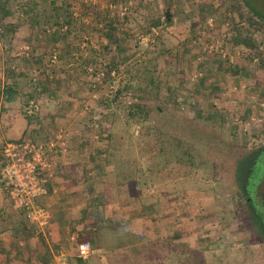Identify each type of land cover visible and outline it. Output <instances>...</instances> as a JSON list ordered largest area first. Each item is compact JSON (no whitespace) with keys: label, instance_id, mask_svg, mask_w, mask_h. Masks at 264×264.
Segmentation results:
<instances>
[{"label":"rangeland","instance_id":"obj_1","mask_svg":"<svg viewBox=\"0 0 264 264\" xmlns=\"http://www.w3.org/2000/svg\"><path fill=\"white\" fill-rule=\"evenodd\" d=\"M137 2L140 4L136 7ZM120 3L129 9L128 14L120 16L116 8L121 23L138 29L121 40L117 53L112 44L105 50V59L99 58L98 67L109 68L111 57L116 56L118 76H107L98 87L85 82L81 89L86 87L87 95L96 92L99 100L91 113L81 110L79 119L89 124L96 117L101 141L106 145L104 163L108 172L119 184L134 187L144 204L164 201L190 213L197 211L193 214L197 219L191 223L196 228L191 234L196 233L199 251L181 247L173 254L176 260L167 264H251L252 249L244 244L234 207L214 179L203 148L214 132L243 135L264 129V106L259 104L264 103V54L257 63L250 53L230 63L220 52L201 53L195 39L204 32L206 41L220 42L231 55L239 45L238 39L250 52L259 53L258 46L264 48V30L249 25L236 0ZM166 8L171 9L174 24L160 27L158 35H150L148 42L141 41V36L149 35L153 22L163 24ZM131 19L138 21L140 27ZM233 31L238 35L222 37V33ZM85 41L92 44L91 39ZM211 83L222 86L212 90ZM112 90L119 91L117 98L115 94L111 97ZM146 110L149 114L143 119ZM130 111L138 113L132 116ZM252 117L261 122H252ZM244 126L248 130H243ZM84 131L88 143L94 142L89 126ZM216 251H222L225 257L229 253L230 261L225 258L222 263Z\"/></svg>","mask_w":264,"mask_h":264},{"label":"crops","instance_id":"obj_2","mask_svg":"<svg viewBox=\"0 0 264 264\" xmlns=\"http://www.w3.org/2000/svg\"><path fill=\"white\" fill-rule=\"evenodd\" d=\"M115 1L0 0V161L6 142L40 136L47 140L59 126L66 127L68 142L65 151L55 146L46 154L56 166L38 199L49 211L46 226L13 210L0 185V264H42L43 254L32 250L46 247L52 256L48 264H60L61 255L69 256L82 240L93 247L88 264H167L176 260L173 254L181 247L199 251L196 233L191 234L197 211L164 201L144 204L134 187L119 184L108 172L105 146L85 138L89 124L79 114L90 94L81 89L85 82L91 85L88 70L99 66L112 44L117 53L121 40L138 29L121 23L116 8L122 0ZM16 5L21 16L15 14ZM85 39L92 44L82 47ZM54 49L58 59L50 63ZM33 71L39 72L36 83L31 81ZM31 99L40 104L33 117L25 108ZM216 257L230 261L229 253L225 257L216 251Z\"/></svg>","mask_w":264,"mask_h":264},{"label":"built area","instance_id":"obj_3","mask_svg":"<svg viewBox=\"0 0 264 264\" xmlns=\"http://www.w3.org/2000/svg\"><path fill=\"white\" fill-rule=\"evenodd\" d=\"M73 1V0H71ZM82 2H89L90 0H79ZM117 10L120 16L128 14V6L124 3H120L117 6ZM15 14L21 16L22 13L19 10V6L16 5ZM163 24L152 25L149 27V35H143L141 37L143 42H148L150 35H158V30L162 26L168 25L165 21V17L161 18ZM240 24H245L241 22ZM229 29L230 23L225 24ZM209 26H213V19L209 20ZM1 31V25H0ZM236 32H224L222 37H235ZM195 43L200 45L201 53L211 55L213 52H220L223 59L228 60L230 63H234L235 59L245 58L249 53L254 63L260 62L261 56L264 54L263 46H258L260 52L254 53L249 51V47L244 44H239L235 47L233 54H229L222 44L219 42L213 43L212 41H206L204 32L199 33L196 36ZM88 43L84 40L82 47H87ZM262 54V55H261ZM58 59V52L54 49L49 57L50 63H56ZM117 69H110L108 67H90L89 77L93 87H98L100 83L105 81L107 76L114 79L118 76ZM39 72L33 71L31 75V81L36 83L38 81ZM201 76V74H200ZM236 88V87H234ZM113 96L117 94V91L112 90ZM111 98V99H112ZM98 96L96 92H91L88 99L85 101L82 110L85 114L91 113V110L95 107V103H98ZM260 106H264L263 102L259 103ZM26 113L29 116H37L40 111V104L37 99H31L27 102ZM252 122H261V119H255L252 117ZM250 124V123H249ZM89 126L92 129V140L100 147L106 146L101 141L100 125L96 121V117L93 116ZM243 130H248L245 126ZM67 129L64 126H59L52 137L43 139L41 136L30 140H24L20 142L8 141L4 144L2 149V159L0 161V184L3 190L6 192L8 200L13 210L21 214L27 221L35 223L39 226H46L49 220V211L44 205L38 202V199L46 193V187L44 185L46 177H52L55 171V162L46 157L47 152L55 146L60 147L61 150L67 149ZM92 252V246L89 241H83L78 245V256L87 259ZM60 264H67L66 255L62 254L60 258Z\"/></svg>","mask_w":264,"mask_h":264},{"label":"flooded vegetation","instance_id":"obj_4","mask_svg":"<svg viewBox=\"0 0 264 264\" xmlns=\"http://www.w3.org/2000/svg\"><path fill=\"white\" fill-rule=\"evenodd\" d=\"M236 1L245 17L264 30V0ZM203 150L234 207L244 244L252 249L251 264H264V129L243 135L214 132Z\"/></svg>","mask_w":264,"mask_h":264},{"label":"trees","instance_id":"obj_5","mask_svg":"<svg viewBox=\"0 0 264 264\" xmlns=\"http://www.w3.org/2000/svg\"><path fill=\"white\" fill-rule=\"evenodd\" d=\"M119 0H116L115 2H118ZM164 17H165V21H166V23L169 25V26H172L173 24H174V20H173V13H172V11H171V9L170 8H166V10H165V13H164ZM153 25H157V23L156 22H153L152 23ZM249 25L251 26V27H253L254 29H256V28H258L256 25H255V21H253L252 19H250L249 18ZM109 26H111L110 24H109ZM116 39H114V38H110V41L111 42H114ZM237 42H238V44H242V42L240 41V40H238L237 39ZM117 60H116V56H113V58L111 57V59H110V62L108 63V66H109V68L110 69H114V68H117L116 67V62ZM237 72H239V70H237ZM213 78H215V77H213ZM212 85H211V88H212V90L213 89H220V87L222 86V85H217L216 83H211ZM203 85H205V83L203 84ZM203 88V86H201L200 87V89H202ZM118 92L119 91H117V94H116V98H117V96H118ZM134 106L136 107V108H141V105L140 104H138V103H135L134 104ZM140 110H142V108L140 109ZM158 110H161L160 109V107L158 108ZM140 112V111H139ZM130 113V115H132V116H134L136 113H138V112H135L134 113V111H130L129 112ZM148 114H149V112L146 110L145 111V116L144 117H142L143 119H146L147 118V116H148ZM26 231V230H25ZM81 242V241H80ZM78 243H79V241H78ZM78 245L79 244H77L76 246H74L73 247V249H71L70 251V254H69V256H67L66 257V262H67V264H88L87 262H86V259H83V258H81V257H79L78 256ZM46 247V246H45ZM17 249H19V247H17ZM32 253L33 254H35V255H39L40 253L41 254H43V257L42 258H40V260H41V262H42V264H48V259H51V254L49 253V250L47 249V247L46 248H43V249H41V250H39V251H35V250H32ZM27 264H31V262L30 263H27Z\"/></svg>","mask_w":264,"mask_h":264}]
</instances>
